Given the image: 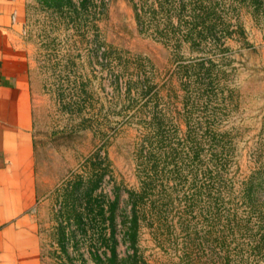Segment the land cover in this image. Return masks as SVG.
Wrapping results in <instances>:
<instances>
[{
  "label": "rangeland",
  "instance_id": "rangeland-1",
  "mask_svg": "<svg viewBox=\"0 0 264 264\" xmlns=\"http://www.w3.org/2000/svg\"><path fill=\"white\" fill-rule=\"evenodd\" d=\"M97 10L95 31L86 27L83 16L73 21L66 9L60 13L43 0H26L17 40L29 65L33 98L42 264H65L67 255L75 264L81 259L95 264L84 235L76 236L75 249L66 234V255L58 246V227L74 228L67 215L71 186L89 172L92 165L86 160L98 153L93 159L101 163L104 176L95 193L103 190L111 201L117 186L139 188L135 149L145 135L138 118L151 110L145 104L156 100L157 93L161 108L179 114L181 128H187L183 116L192 104H186L185 87L174 74L177 65L205 57L213 63L216 81L222 79L205 107L202 100L194 106L192 118L209 122L215 115L213 126L233 136L239 181L253 166V154L264 151V11L239 9L250 46L229 40L228 51L202 54L184 43L177 57L139 29L130 0H103ZM149 86L151 92L142 97ZM126 196L123 191L121 199ZM168 218L171 230L160 225L156 232L157 222L141 228L139 249L146 264H183L182 233L173 212ZM117 251L119 256L131 253L120 235ZM240 260L232 264H243ZM246 263L264 264V259L251 257Z\"/></svg>",
  "mask_w": 264,
  "mask_h": 264
},
{
  "label": "trees",
  "instance_id": "trees-1",
  "mask_svg": "<svg viewBox=\"0 0 264 264\" xmlns=\"http://www.w3.org/2000/svg\"><path fill=\"white\" fill-rule=\"evenodd\" d=\"M101 1L43 0L56 12L68 10L73 21L83 16L86 27L95 31ZM130 1L139 29L172 48L175 56L184 43L202 54L228 51L229 40L250 46L239 9L264 11V0H230L228 4L227 0ZM204 58L177 65L174 73L185 87L186 104H192L183 116L185 130L179 114L173 116L161 108L157 93L156 100L145 104L151 107L149 114L134 115L144 123L145 131L135 149L137 190L117 186L111 201L103 190L95 193L104 172L93 159L98 153L86 160L92 167L69 191L73 196L67 215L74 228L58 227V246L65 255L66 234L74 244L77 235H84L95 264H146L139 249L143 224L152 227L157 222L156 232L160 225L171 230L168 217L173 212L182 233L183 264H232L241 258L245 264L251 257L264 259V151L253 154V166L239 181L233 136L213 126L214 114H209L214 115L209 122L192 118L195 107L201 100L205 107L222 80L216 81L212 61L206 63ZM151 88L142 91V97ZM123 191L127 196L122 200ZM119 235L131 250L126 256L117 251ZM66 263L75 264L68 255ZM79 264H86V259Z\"/></svg>",
  "mask_w": 264,
  "mask_h": 264
},
{
  "label": "crops",
  "instance_id": "crops-1",
  "mask_svg": "<svg viewBox=\"0 0 264 264\" xmlns=\"http://www.w3.org/2000/svg\"><path fill=\"white\" fill-rule=\"evenodd\" d=\"M26 0H0V264H42L29 65L17 46Z\"/></svg>",
  "mask_w": 264,
  "mask_h": 264
}]
</instances>
